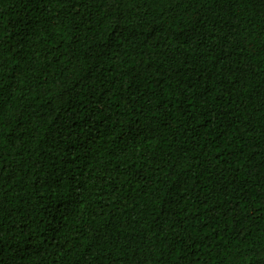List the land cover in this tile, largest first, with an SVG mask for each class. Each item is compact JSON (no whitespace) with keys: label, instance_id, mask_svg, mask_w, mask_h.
Wrapping results in <instances>:
<instances>
[{"label":"trees","instance_id":"16d2710c","mask_svg":"<svg viewBox=\"0 0 264 264\" xmlns=\"http://www.w3.org/2000/svg\"><path fill=\"white\" fill-rule=\"evenodd\" d=\"M0 264H264V0H0Z\"/></svg>","mask_w":264,"mask_h":264}]
</instances>
